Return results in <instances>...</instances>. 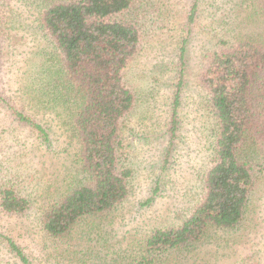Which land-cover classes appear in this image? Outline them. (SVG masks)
I'll use <instances>...</instances> for the list:
<instances>
[{
  "label": "rangeland",
  "instance_id": "rangeland-1",
  "mask_svg": "<svg viewBox=\"0 0 264 264\" xmlns=\"http://www.w3.org/2000/svg\"><path fill=\"white\" fill-rule=\"evenodd\" d=\"M133 1L130 13L139 25L140 44L124 77L135 105L120 132L128 152L125 162L133 171L128 198L110 221L104 220L109 240L97 245L89 219L59 240L45 237L38 226L41 209L70 181L76 144L68 138V123L44 114L27 93L37 77L39 52L47 46L37 23L47 1L0 0V96L17 107L32 104L26 111L37 110L32 114L50 137L48 144L39 143L0 104V175L17 181L31 200L22 217L0 212V264H20L5 239L16 243L33 264H95L91 255L98 249L112 251L110 257L125 264L146 232L178 224L201 196L199 177L209 167L213 137L198 78L202 56L222 47L221 41L264 38V17L254 14L252 0ZM176 90L177 124L169 138ZM256 150L259 172L240 225L235 230L207 229L194 250L174 251L177 263L264 264V144Z\"/></svg>",
  "mask_w": 264,
  "mask_h": 264
},
{
  "label": "trees",
  "instance_id": "trees-1",
  "mask_svg": "<svg viewBox=\"0 0 264 264\" xmlns=\"http://www.w3.org/2000/svg\"><path fill=\"white\" fill-rule=\"evenodd\" d=\"M46 1L37 23L47 46L39 52L37 77L27 93L44 114L68 123V138L76 149L70 181L41 209L37 223L45 237L59 240L89 219L88 230L97 245L107 243L110 232L103 228L104 220L110 221L128 198L133 171L125 162L128 152L120 132L135 105L134 91L124 77L140 44L139 25L130 13L134 1ZM252 1L254 14L264 17V0ZM221 45L204 53L198 76L213 134L210 164L199 177L201 196L178 224L146 232L125 264H183L177 263L174 251L189 253L207 229L235 230L243 219L259 172L253 154L264 144V38ZM180 86L181 79L178 90ZM0 101L14 122L36 134L39 143H49L48 130L32 114L37 110L26 111L32 104L17 107L1 96ZM178 106L176 90L167 129L172 135ZM23 190L10 176L0 175V212L26 215L31 200ZM5 240L20 264H33L16 243ZM107 250H95L91 261L107 264V257L117 262Z\"/></svg>",
  "mask_w": 264,
  "mask_h": 264
}]
</instances>
